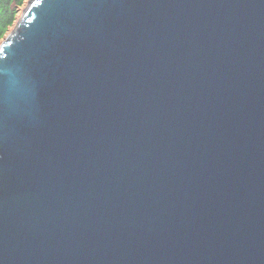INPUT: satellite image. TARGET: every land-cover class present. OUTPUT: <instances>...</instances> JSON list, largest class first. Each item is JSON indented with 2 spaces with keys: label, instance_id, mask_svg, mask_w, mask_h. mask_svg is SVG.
Returning <instances> with one entry per match:
<instances>
[{
  "label": "water",
  "instance_id": "95a60500",
  "mask_svg": "<svg viewBox=\"0 0 264 264\" xmlns=\"http://www.w3.org/2000/svg\"><path fill=\"white\" fill-rule=\"evenodd\" d=\"M12 31L0 264H264V0H30Z\"/></svg>",
  "mask_w": 264,
  "mask_h": 264
},
{
  "label": "trees",
  "instance_id": "16d2710c",
  "mask_svg": "<svg viewBox=\"0 0 264 264\" xmlns=\"http://www.w3.org/2000/svg\"><path fill=\"white\" fill-rule=\"evenodd\" d=\"M27 2L28 0H0V44L17 24L18 13Z\"/></svg>",
  "mask_w": 264,
  "mask_h": 264
},
{
  "label": "rangeland",
  "instance_id": "374dc122",
  "mask_svg": "<svg viewBox=\"0 0 264 264\" xmlns=\"http://www.w3.org/2000/svg\"><path fill=\"white\" fill-rule=\"evenodd\" d=\"M29 2H30V0H28V2L20 9V11H19V13H18V16H19V18H18V20H17V24H18V22L20 21V19L22 18V15H23V12H24V10L28 7V4H29ZM17 16V17H18ZM15 23V24H16ZM17 24L16 25H14V27L13 28H11L12 30H14L16 27H17ZM12 30H10V32L8 33V36H6V38L1 42V44L11 35V33L13 32ZM1 44H0V46H1Z\"/></svg>",
  "mask_w": 264,
  "mask_h": 264
},
{
  "label": "snow or ice",
  "instance_id": "6c2138e0",
  "mask_svg": "<svg viewBox=\"0 0 264 264\" xmlns=\"http://www.w3.org/2000/svg\"><path fill=\"white\" fill-rule=\"evenodd\" d=\"M44 2H45V0H39V3H40L41 6H43Z\"/></svg>",
  "mask_w": 264,
  "mask_h": 264
}]
</instances>
